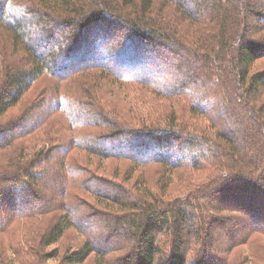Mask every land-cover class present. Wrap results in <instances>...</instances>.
<instances>
[{
    "label": "trees",
    "instance_id": "obj_1",
    "mask_svg": "<svg viewBox=\"0 0 264 264\" xmlns=\"http://www.w3.org/2000/svg\"><path fill=\"white\" fill-rule=\"evenodd\" d=\"M154 1L0 0V120L46 82L44 99L0 124V235L8 237L0 264H84L93 252L97 264H243L232 254L238 247L247 248L245 260L264 264L254 240L264 238V71L249 78L264 43L243 40L251 18L264 40V0H164L187 22L179 31L153 17ZM103 78L170 101L124 96L132 124L93 91ZM61 82L77 90L57 96ZM42 109L49 113L38 116ZM57 111L76 133L67 147L134 167L121 181L91 171L100 187L73 183L71 164L55 155L60 137L45 125ZM152 166L162 168L153 187L144 170L133 179ZM174 173L187 183L169 194ZM73 190L96 200L85 218L110 225L127 243L123 254L108 258L112 249L91 237L96 224H78L68 204ZM45 219L44 229L12 238L16 224ZM71 228L82 241L60 254Z\"/></svg>",
    "mask_w": 264,
    "mask_h": 264
},
{
    "label": "rangeland",
    "instance_id": "obj_2",
    "mask_svg": "<svg viewBox=\"0 0 264 264\" xmlns=\"http://www.w3.org/2000/svg\"><path fill=\"white\" fill-rule=\"evenodd\" d=\"M154 5H155L154 7L155 10L157 11L160 10V12L154 13L153 17L160 15V17L163 18V20H168V19L173 20L175 22V27L177 28V31H179L182 26H185L187 24V22H185V20L183 19V16L181 15L180 11L173 5L165 2L164 0H155ZM255 20L256 19L254 18L246 20L247 29L245 31V39L243 40L246 41L247 39H249L250 41H253V42H261V43L263 42L264 43V40L262 41L261 39L262 34H259V36H256L253 33L255 29V25L257 24ZM51 28H54V33L57 31V27H55V25H53ZM57 32L60 35L62 32H64V30H59ZM197 39H198V35L194 31L188 34L186 41L188 43H191L192 45H195L196 44L195 41ZM102 56H103V60L104 59L107 60L106 55L104 54H101L99 58H102ZM131 63L133 65L136 64L133 61H131ZM111 64H113V62ZM166 67H168V62H165V64H162V66H156L154 68L160 70L162 68L165 69ZM263 71H264V58H259L252 63V66L249 71V78L251 77V75L258 73V72H263ZM97 76L98 74H96L95 77L88 75L86 77V81H94L97 78ZM96 82H97L96 83L97 86L96 84L93 85L94 87H96V90H93V91L97 93L98 96L99 94L101 95V98L103 99L104 103H106L109 108L117 109L119 112L122 113L121 115L124 116V119L128 120L132 124H136L137 121L134 118V111H132L133 113L128 111L129 109L126 106V103L123 101L124 96H127L130 99L150 98V102H153L154 105L161 104V105L166 106V103L170 101V100H163L162 98L155 96L154 94L150 93L148 89L144 87L140 89L139 88L132 89V88H129L130 85L121 82L122 84H125V86L123 87H126V88H122L121 86L118 85V83L116 82L112 83L108 78H103ZM77 83H79V81ZM45 84H46L45 81H39L36 84H34L30 88L29 92L26 93L27 96L24 97V99L27 98L29 99V101L28 100L27 102L25 101L24 104L22 103L24 99L20 101L14 108L10 109L7 112V114L0 120L1 122L0 124L4 125V123H8L10 118L14 115L15 116L18 115L19 112L22 110V108H24V106L28 102L30 101L37 102L39 101L40 98H41L40 100L44 99V96H42V91L44 90ZM67 84L68 82L59 83L58 91H56L58 92L57 96H60V95L62 96L65 90H67V92L71 89L77 90V85H72L70 87H67L66 86ZM128 90H133V91H128ZM78 107L79 108L81 107L82 110H85L84 112H87L86 107L82 106L81 104H76L73 106L74 109L77 108V110H80ZM47 113H49V110L42 109L38 113V116H44ZM152 115L156 117V114L152 113ZM47 123L48 124L50 123L53 126V131L55 132L56 130L58 136L60 137L59 141H57L56 143L57 145H59L58 152L57 154L55 153L53 154H55L57 157L62 156V160L64 162H69L71 164L69 166V168H71L69 176L73 183L77 185L82 184V186L87 189H90V187H100L102 186V185H99L101 183L93 179L91 171L95 172L97 175L100 174L101 176H104L107 178L112 177L114 179L121 181L122 178H124V175L128 173L129 171L128 168L134 167V165L130 162L109 160L107 158L98 157L90 152H86L82 148L67 147L68 143H70L71 139L75 136L74 134L76 133H74V130L70 128L67 117L64 115V113H61L60 111L52 112L51 116L47 119L45 125ZM84 130L88 131V129H84ZM94 132H95L94 130L88 131V133H94ZM87 136L91 137L92 135L88 134ZM52 145H54V142L52 143ZM64 147L68 148L67 151L65 149L66 152H63ZM59 152H61L60 154L62 155L58 154ZM55 155L54 157H52V161L56 163L55 159H57V157ZM0 162H1V158H0ZM49 165L53 167L51 163H49ZM140 170H144L143 172H144V176L147 179L148 186L153 187L159 177V170H162V168H160L159 166L145 167L144 169L138 168V170H136L134 173L133 179H135L136 177L140 175L139 173ZM88 178H90L91 180H89ZM187 178L188 176L186 175L179 177L177 173L172 174L170 177L171 185L168 188V193L171 194L173 191H177V190L180 193H182L183 192L182 190H184L186 186ZM133 179L130 180L129 183H133L134 182ZM105 190L108 191V189H105ZM168 197H171V196H168ZM68 199H71L68 204H69V207L71 208V212L73 213V217L77 219L78 224H84L87 221L88 224L94 223L98 226L97 227L96 225H92L91 228L93 229L90 232L91 237L96 243V246L104 245L105 247L112 249L110 251L112 252V254L109 255L108 258L115 257L116 255H121L123 254V252H125L124 248H126L127 243H125L124 240H122V238L119 237L118 233L114 232V230L111 231L109 230V228H106L105 226L108 224L103 225L104 228H100L99 225L96 223L98 218L94 219L92 217L89 220L85 218V215L89 213V208H91V206L96 207L95 204L97 205V202L95 199L90 198V196H88L87 194H82L81 190H73L72 197H68ZM48 220L49 219H45L41 223L27 221L26 223H22L20 225L16 224L14 226V230H13L14 232L12 234V238L14 240L21 239L20 236L24 232H27L35 228L44 229ZM99 220L100 222H105V219H102L101 217H99ZM106 231H107V234H106ZM26 237H28V235ZM7 238H8L7 236L0 235V248L4 249L2 250L4 254L8 253V251H6ZM254 240L258 245L264 246L263 237H256ZM80 241H82V238L79 237V235L73 228H71L67 232L66 236L63 237L57 244L60 254H62L65 250H71L72 248L77 247V244L80 243ZM57 245H51V247H48V249L55 248ZM114 249H117L118 251ZM232 254L236 258L238 263L243 261V264H258V263H252V261L248 259L245 260V257L247 255L246 247H238L237 249L233 251ZM96 261H97V255H95V253L93 252L89 255V257L87 258L84 264H97Z\"/></svg>",
    "mask_w": 264,
    "mask_h": 264
}]
</instances>
